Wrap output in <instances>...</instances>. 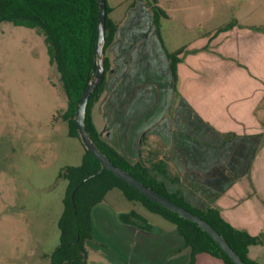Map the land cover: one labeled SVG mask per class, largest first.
<instances>
[{"label": "crops", "instance_id": "0c3cea01", "mask_svg": "<svg viewBox=\"0 0 264 264\" xmlns=\"http://www.w3.org/2000/svg\"><path fill=\"white\" fill-rule=\"evenodd\" d=\"M133 2L119 18L110 6L117 29L91 110L97 131L130 162L166 161L178 179H159L193 206L214 207L233 227L264 233V29L234 20L169 48L148 5L145 24L132 16ZM179 49L174 81L167 52ZM107 193L92 208L86 250L100 248L115 264H189L191 249L173 223L148 221L144 229L122 222L120 213L131 210ZM249 256L261 264L264 243L251 245ZM194 264L224 262L200 253Z\"/></svg>", "mask_w": 264, "mask_h": 264}, {"label": "rangeland", "instance_id": "374dc122", "mask_svg": "<svg viewBox=\"0 0 264 264\" xmlns=\"http://www.w3.org/2000/svg\"><path fill=\"white\" fill-rule=\"evenodd\" d=\"M133 1L138 11L132 16L139 15L145 24V3L164 11L158 24L169 48L234 20L264 29V0H107L116 7L114 18L122 17ZM66 106L43 35L0 22V264H49L60 243L58 219L67 187L60 172L79 165L84 153L81 140L68 134L62 117ZM145 164L156 175L152 160ZM107 194L118 208L135 210L149 222L168 223L118 188ZM87 250L88 264H115L100 248L89 245Z\"/></svg>", "mask_w": 264, "mask_h": 264}, {"label": "trees", "instance_id": "16d2710c", "mask_svg": "<svg viewBox=\"0 0 264 264\" xmlns=\"http://www.w3.org/2000/svg\"><path fill=\"white\" fill-rule=\"evenodd\" d=\"M101 1L105 4L106 11L104 74L90 93L86 108L85 126L90 138L112 163L128 171L146 186L207 220L227 240L245 264H259L249 256V247L264 243V233L251 235L245 230L235 228L216 208L195 207L184 198L180 190L169 191L167 183L159 179V176L174 181L178 178L169 176L166 161L159 160L155 163L156 175H151L142 161L130 162L101 138L94 125L91 110L104 90L106 74L110 67L105 50L113 41L117 29V24L109 16L112 8L107 0ZM133 4L134 2L131 3ZM147 5L152 11L153 23L159 34L158 16L164 11L149 1ZM99 14V0H0V22L32 28L43 35L49 63L56 66L67 97V106L62 117L68 123V134L79 139L74 117L81 97L94 81ZM231 25L233 22L228 24V27ZM181 51L182 49L167 52L174 81L177 80L176 66ZM100 167V162L84 147L81 163L61 170L60 176L67 180V187L63 197V210L58 219L60 243L49 256V264H88L86 241L92 238L91 211L113 188H118L129 201L138 202L148 211L173 223L186 246L191 249L189 264H194L196 256L200 253L219 258L224 264H234L211 236L196 223L152 201L112 172L103 170L85 180ZM119 218L122 222L140 228H151L148 221L135 210L120 213Z\"/></svg>", "mask_w": 264, "mask_h": 264}, {"label": "water", "instance_id": "95a60500", "mask_svg": "<svg viewBox=\"0 0 264 264\" xmlns=\"http://www.w3.org/2000/svg\"><path fill=\"white\" fill-rule=\"evenodd\" d=\"M100 2V14H99V24H98V36L96 42V50L94 56V62L96 63V70L94 74V81L91 86L86 89L83 96L80 99L79 104L77 105L76 115L74 117V122L77 127L79 137L83 142L84 147L88 150L101 164V167L98 171L90 174L85 178V180L90 177L97 175L99 172L103 170H108L112 172L114 175L127 182L129 185L134 187L137 191H139L144 196L148 197L152 201L160 204L166 209L178 214L179 216L188 219L194 223H196L200 228H202L211 238L220 246V248L227 254V256L231 259L234 264H245L244 261L240 258L237 252L230 246L227 240L205 219L200 217L197 214L190 212L184 207L178 205L174 201L169 198L163 196L158 193L154 189L146 186L140 180L135 178L128 171L122 169L121 167L112 163L110 158L102 153L97 145L90 138L86 126H85V113L89 100L90 93L92 92L94 86L99 82L101 77L104 74V66H103V48H104V39H105V4L99 0ZM84 181V180H83ZM82 181V182H83Z\"/></svg>", "mask_w": 264, "mask_h": 264}]
</instances>
